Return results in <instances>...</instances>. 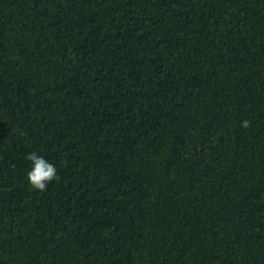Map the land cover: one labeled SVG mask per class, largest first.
Wrapping results in <instances>:
<instances>
[{"label":"trees","instance_id":"obj_1","mask_svg":"<svg viewBox=\"0 0 264 264\" xmlns=\"http://www.w3.org/2000/svg\"><path fill=\"white\" fill-rule=\"evenodd\" d=\"M0 264H264V0H0Z\"/></svg>","mask_w":264,"mask_h":264},{"label":"clouds","instance_id":"obj_2","mask_svg":"<svg viewBox=\"0 0 264 264\" xmlns=\"http://www.w3.org/2000/svg\"><path fill=\"white\" fill-rule=\"evenodd\" d=\"M26 159L31 162L27 172V180L33 189L44 191L48 184L57 178V168L54 163L36 151L29 152Z\"/></svg>","mask_w":264,"mask_h":264}]
</instances>
